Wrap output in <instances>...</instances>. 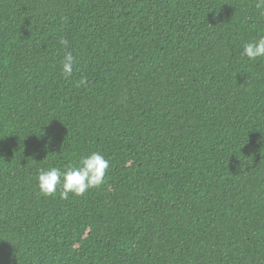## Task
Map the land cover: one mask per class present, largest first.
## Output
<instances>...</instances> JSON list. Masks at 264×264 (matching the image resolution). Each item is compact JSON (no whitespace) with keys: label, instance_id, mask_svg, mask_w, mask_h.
Returning a JSON list of instances; mask_svg holds the SVG:
<instances>
[{"label":"trees","instance_id":"16d2710c","mask_svg":"<svg viewBox=\"0 0 264 264\" xmlns=\"http://www.w3.org/2000/svg\"><path fill=\"white\" fill-rule=\"evenodd\" d=\"M260 11L0 0V264H264V57L240 55ZM93 151L101 186L40 193Z\"/></svg>","mask_w":264,"mask_h":264},{"label":"clouds","instance_id":"9594fccd","mask_svg":"<svg viewBox=\"0 0 264 264\" xmlns=\"http://www.w3.org/2000/svg\"><path fill=\"white\" fill-rule=\"evenodd\" d=\"M256 8L264 16V0H256ZM59 43L66 47L68 41L62 37ZM240 55L250 61L264 57V36L245 43ZM75 63L76 58L71 51H67L61 61V73L65 77L71 76ZM84 82L82 78L80 84ZM109 167L110 160L99 151H93L80 156L63 169L53 165L40 169L36 177L37 187L44 196H55L59 193L61 199H68L69 194L79 197L90 189L101 186L105 182Z\"/></svg>","mask_w":264,"mask_h":264}]
</instances>
